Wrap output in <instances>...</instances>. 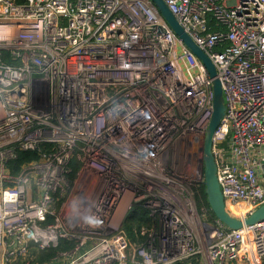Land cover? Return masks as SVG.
Instances as JSON below:
<instances>
[{"label":"built area","instance_id":"built-area-1","mask_svg":"<svg viewBox=\"0 0 264 264\" xmlns=\"http://www.w3.org/2000/svg\"><path fill=\"white\" fill-rule=\"evenodd\" d=\"M163 1L215 67L216 176L245 217L264 204V0ZM212 110L206 68L149 0H0V264L63 240L42 264H264V221L230 230L195 203ZM19 151L38 160L14 172ZM136 208L142 245L123 227Z\"/></svg>","mask_w":264,"mask_h":264},{"label":"water","instance_id":"water-1","mask_svg":"<svg viewBox=\"0 0 264 264\" xmlns=\"http://www.w3.org/2000/svg\"><path fill=\"white\" fill-rule=\"evenodd\" d=\"M159 15L168 24L172 32L182 43L199 59L212 80L213 110L207 130L203 138L202 160L190 178L191 182H200L204 185L207 205L214 219L223 227L230 230H239L264 221V204L245 217H236L230 214L225 207L224 198L220 190L216 164L212 154V137L225 115V104L221 84L217 79L215 67L208 57L197 47L190 36L184 31L172 13L168 10L163 0H149Z\"/></svg>","mask_w":264,"mask_h":264},{"label":"trees","instance_id":"trees-1","mask_svg":"<svg viewBox=\"0 0 264 264\" xmlns=\"http://www.w3.org/2000/svg\"><path fill=\"white\" fill-rule=\"evenodd\" d=\"M22 0H16V2H21ZM208 27L210 30L215 31V30H221V31H226L225 27L222 26H216L215 19L212 15H208ZM3 54V60L5 63H13V61L9 57L8 51H2ZM38 160V153L37 152H24V151H19L16 159L12 162H10L9 166L13 169L14 172H17L21 166L24 164L31 162V161H36ZM79 164L76 161H73L71 163V173L69 175V179L73 180L74 176L76 175V172L78 171ZM195 190V203L197 206L200 208H204L206 210V214L209 219H214L213 214L211 213L207 202H206V197L204 193V185L200 183L198 186L194 187ZM153 226V220L148 217L147 213L145 211L138 210L137 208L134 211V214H131L130 216L127 217V219L123 223V227L125 229V232L131 242L137 243L139 245H142L146 242L147 236L146 235H141L142 229L145 231H148L151 227ZM74 245L73 242H68V241H61L58 248L56 249H50L47 251H42L39 253H36L34 250L32 251L33 254L36 255V261L38 263H45L49 261L50 258H52L55 254L56 251L58 250H66L71 248Z\"/></svg>","mask_w":264,"mask_h":264},{"label":"rangeland","instance_id":"rangeland-1","mask_svg":"<svg viewBox=\"0 0 264 264\" xmlns=\"http://www.w3.org/2000/svg\"><path fill=\"white\" fill-rule=\"evenodd\" d=\"M184 168L186 171H192V169H194L193 165L192 164H185L184 165ZM199 207V206H198ZM200 208V207H199ZM232 215H235V212H231ZM236 216V215H235Z\"/></svg>","mask_w":264,"mask_h":264},{"label":"crops","instance_id":"crops-1","mask_svg":"<svg viewBox=\"0 0 264 264\" xmlns=\"http://www.w3.org/2000/svg\"><path fill=\"white\" fill-rule=\"evenodd\" d=\"M181 264H187V263H181ZM188 264H190V262H188Z\"/></svg>","mask_w":264,"mask_h":264}]
</instances>
